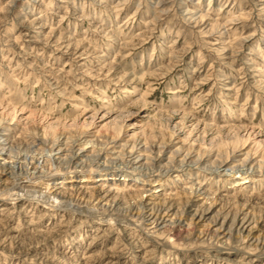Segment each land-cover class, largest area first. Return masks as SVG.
Wrapping results in <instances>:
<instances>
[{
	"label": "rangeland",
	"instance_id": "1",
	"mask_svg": "<svg viewBox=\"0 0 264 264\" xmlns=\"http://www.w3.org/2000/svg\"><path fill=\"white\" fill-rule=\"evenodd\" d=\"M0 264H264V0H0Z\"/></svg>",
	"mask_w": 264,
	"mask_h": 264
},
{
	"label": "bare ground",
	"instance_id": "2",
	"mask_svg": "<svg viewBox=\"0 0 264 264\" xmlns=\"http://www.w3.org/2000/svg\"><path fill=\"white\" fill-rule=\"evenodd\" d=\"M136 153V152H135ZM138 158H139V156H137ZM133 160V159H132ZM138 163H139V161H137ZM133 163V162H132ZM134 164V163H133ZM138 165V164H137ZM142 165V164H141ZM238 179V178H237ZM239 179H241L240 180V184H244V183H246V182H249V178H247L246 176L245 177H242V178H239ZM79 190V189H78ZM82 191V190H81ZM78 192V191H77ZM85 192V191H84ZM86 194V193H85ZM101 195L102 194H111V190L110 189H102V191H101V193H100ZM49 200H51V199H49ZM53 201L54 200H51V202L53 203ZM50 202V201H49ZM56 202V201H55ZM54 202V203H55ZM50 205V204H49ZM52 205V204H51ZM53 205H55V204H53ZM242 221H244V219L242 220Z\"/></svg>",
	"mask_w": 264,
	"mask_h": 264
}]
</instances>
